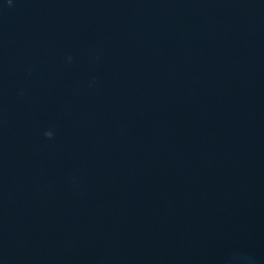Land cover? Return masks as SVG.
<instances>
[{"label":"water","instance_id":"water-1","mask_svg":"<svg viewBox=\"0 0 264 264\" xmlns=\"http://www.w3.org/2000/svg\"><path fill=\"white\" fill-rule=\"evenodd\" d=\"M0 264H264V0H0Z\"/></svg>","mask_w":264,"mask_h":264}]
</instances>
